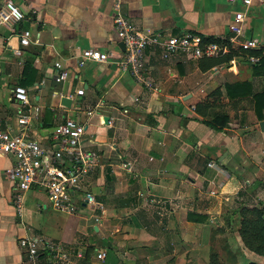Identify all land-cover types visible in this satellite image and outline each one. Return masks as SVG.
Returning a JSON list of instances; mask_svg holds the SVG:
<instances>
[{"label": "crops", "instance_id": "crops-1", "mask_svg": "<svg viewBox=\"0 0 264 264\" xmlns=\"http://www.w3.org/2000/svg\"><path fill=\"white\" fill-rule=\"evenodd\" d=\"M8 1L25 18L0 28V129L16 125L19 86L42 108L33 123L37 140L46 142L68 118L86 123L85 145L100 153V162L78 196L92 192L103 208L94 213L82 205L77 214H62L47 192L33 188L19 215L6 176L12 158L0 155V264H24L19 240L28 236L81 247L85 264H208L214 241L264 264L242 246L238 231L242 208L264 207V109L258 116L254 98L264 93V64L240 55L208 68L224 55L164 57L157 47L146 57L159 90L149 91L115 59L81 63L86 49L121 55L118 0H0V8ZM119 1L142 32H191L203 43L230 41L236 13L246 12V38L264 42L258 1L248 11L228 0ZM25 30L32 32L30 45L21 43ZM57 62L69 72L64 81L56 80ZM245 82L243 94L228 95V85ZM63 97L72 100L70 108ZM91 109L96 114L88 116ZM217 115L227 118L219 130L208 125Z\"/></svg>", "mask_w": 264, "mask_h": 264}, {"label": "built area", "instance_id": "built-area-1", "mask_svg": "<svg viewBox=\"0 0 264 264\" xmlns=\"http://www.w3.org/2000/svg\"><path fill=\"white\" fill-rule=\"evenodd\" d=\"M231 4L241 2L246 10L258 1L264 7V0H228ZM115 29L120 43L125 50L116 57L114 53L102 52L98 49H86L81 54V63L86 61L108 63L112 59L124 73L130 74L134 80L149 91L159 88L148 77L147 51L161 47L163 56L186 54L193 58H213L229 52L227 45L203 43L202 39L191 32L179 35H167L162 32L146 33L138 29L135 22L122 12L121 1L115 3ZM246 12H237L233 37L229 43L237 45L243 52L264 50V42L246 38L244 32ZM25 14L20 7L8 1L0 8L1 26H11L21 22ZM32 32L25 30L21 43L30 45ZM39 37V36H38ZM39 38H37L38 40ZM264 53V52H262ZM261 56H248L252 64L260 63ZM56 80L64 81L69 72L61 62L55 64ZM84 89L77 92L83 96ZM13 102L17 104L16 125L0 129V155L10 156L12 162L6 169V176L13 188V204L19 215L24 209L25 196L33 188L47 192L51 206L56 212L74 215L82 211L83 206L89 207L94 213L102 210L103 206L97 201L94 193L84 191L83 197L78 196L82 183L96 169L100 162V153L89 149L84 142L87 124L76 119H66L49 135L46 142L37 140L33 134L35 117L42 108L31 102L24 87H16ZM96 114L94 109L88 110L87 115ZM209 166H216L210 163ZM94 224L101 222L100 216H92ZM19 246L24 251V264H85L86 258L81 247H66L64 244L39 237H23ZM106 258V253L101 254Z\"/></svg>", "mask_w": 264, "mask_h": 264}, {"label": "trees", "instance_id": "trees-1", "mask_svg": "<svg viewBox=\"0 0 264 264\" xmlns=\"http://www.w3.org/2000/svg\"><path fill=\"white\" fill-rule=\"evenodd\" d=\"M206 43H217L220 45H227L229 47V52L224 54L221 58L218 59H212L207 63L208 68H212L214 66L220 65L224 62H228L232 59H234L237 56H261V53L258 51H251V52H235L234 48L229 41H211ZM261 65L264 64V57L261 58L260 61ZM259 66V65H257ZM248 83H237L234 85H228L226 87L228 95L232 98L233 94H243L241 93V90H244L246 86H248ZM237 91H240V93H235ZM255 98V109L258 116L261 117V109H264V93L262 94H256L254 96ZM227 123V118L217 115L213 122H208V125L210 127H213L217 130L220 128L218 125H221V127H224ZM241 216V225L238 229L240 237L242 239V242L244 246L251 252L264 257V207H253V208H242L239 212ZM209 264H227L222 261L220 254L217 251H212L210 253V262ZM229 264V263H228ZM249 264H260L251 262Z\"/></svg>", "mask_w": 264, "mask_h": 264}, {"label": "rangeland", "instance_id": "rangeland-1", "mask_svg": "<svg viewBox=\"0 0 264 264\" xmlns=\"http://www.w3.org/2000/svg\"><path fill=\"white\" fill-rule=\"evenodd\" d=\"M84 118H85V115H84ZM83 120H85V119H83ZM247 208H250V207H247ZM251 208H253V207H251ZM242 246H244V244ZM210 247H211L210 253H212V251H217L220 254L222 261L227 263V264L228 263L229 264H249V263H251L250 259L247 258V256H245V254H242L241 247L239 249L233 247V250H235L234 251L235 254L233 252H231L230 250H227L223 244L216 243L215 241L212 242ZM209 256H210V254H209ZM236 256L238 257L239 260L236 259ZM209 262H210V257L208 260V264H209Z\"/></svg>", "mask_w": 264, "mask_h": 264}, {"label": "water", "instance_id": "water-1", "mask_svg": "<svg viewBox=\"0 0 264 264\" xmlns=\"http://www.w3.org/2000/svg\"><path fill=\"white\" fill-rule=\"evenodd\" d=\"M120 48L124 51L125 50V45L124 43H120ZM61 104L62 106L66 108H70L72 106V100L70 98L63 97L61 99ZM106 122H108V118L105 119ZM262 131L264 132V121L261 122L260 124Z\"/></svg>", "mask_w": 264, "mask_h": 264}]
</instances>
